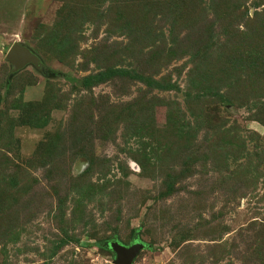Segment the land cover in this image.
Wrapping results in <instances>:
<instances>
[{
  "label": "rangeland",
  "instance_id": "rangeland-1",
  "mask_svg": "<svg viewBox=\"0 0 264 264\" xmlns=\"http://www.w3.org/2000/svg\"><path fill=\"white\" fill-rule=\"evenodd\" d=\"M111 241L264 264V0H0V264Z\"/></svg>",
  "mask_w": 264,
  "mask_h": 264
},
{
  "label": "water",
  "instance_id": "water-1",
  "mask_svg": "<svg viewBox=\"0 0 264 264\" xmlns=\"http://www.w3.org/2000/svg\"><path fill=\"white\" fill-rule=\"evenodd\" d=\"M6 60L10 64L11 73H16L28 65L34 67L37 71L46 70L40 58L24 45L14 44L6 52ZM107 248L114 253V264H133L139 253L145 249V246L136 241L130 247H125L117 241H111Z\"/></svg>",
  "mask_w": 264,
  "mask_h": 264
},
{
  "label": "trees",
  "instance_id": "trees-1",
  "mask_svg": "<svg viewBox=\"0 0 264 264\" xmlns=\"http://www.w3.org/2000/svg\"><path fill=\"white\" fill-rule=\"evenodd\" d=\"M98 245V244H97ZM98 247H101V245H98ZM102 248V247H101Z\"/></svg>",
  "mask_w": 264,
  "mask_h": 264
}]
</instances>
